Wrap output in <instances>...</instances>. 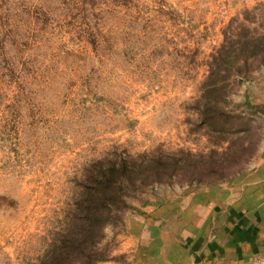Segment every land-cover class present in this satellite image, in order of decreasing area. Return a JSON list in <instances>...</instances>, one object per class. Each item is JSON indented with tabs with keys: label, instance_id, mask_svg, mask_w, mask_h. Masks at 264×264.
Returning <instances> with one entry per match:
<instances>
[{
	"label": "rangeland",
	"instance_id": "rangeland-1",
	"mask_svg": "<svg viewBox=\"0 0 264 264\" xmlns=\"http://www.w3.org/2000/svg\"><path fill=\"white\" fill-rule=\"evenodd\" d=\"M246 10L264 33V0H0V264H41L97 161L182 151L223 162L208 178H226L195 184L166 171L177 176L129 196L122 221L104 228L95 264L195 263L135 247L131 222L185 189L262 170L264 64L229 74L219 108L198 102ZM238 264H264V249Z\"/></svg>",
	"mask_w": 264,
	"mask_h": 264
},
{
	"label": "trees",
	"instance_id": "trees-1",
	"mask_svg": "<svg viewBox=\"0 0 264 264\" xmlns=\"http://www.w3.org/2000/svg\"><path fill=\"white\" fill-rule=\"evenodd\" d=\"M248 18L246 10L243 20L236 19L237 26H233V20L225 31L224 42L212 56L209 74L202 84V101H198L201 106L219 108L228 98L229 74L247 76L255 63L264 64V33L253 32L246 24ZM239 148L245 150V145L240 144ZM182 153L183 158L144 153L121 161L107 158L97 161L93 173L77 182L79 188L71 223L59 234L41 264H95L104 260L99 248L105 237L104 228L122 221L121 214L129 207V196L177 176H167L166 171H183L181 177L195 184L211 185L226 178H208L225 169L223 162L208 163L201 154Z\"/></svg>",
	"mask_w": 264,
	"mask_h": 264
},
{
	"label": "crops",
	"instance_id": "crops-1",
	"mask_svg": "<svg viewBox=\"0 0 264 264\" xmlns=\"http://www.w3.org/2000/svg\"><path fill=\"white\" fill-rule=\"evenodd\" d=\"M131 224L135 247L153 243L151 251L173 250L179 255L172 257L184 256L194 264H238L264 249V166L229 183L185 189L145 208ZM128 241L125 246L131 245Z\"/></svg>",
	"mask_w": 264,
	"mask_h": 264
}]
</instances>
